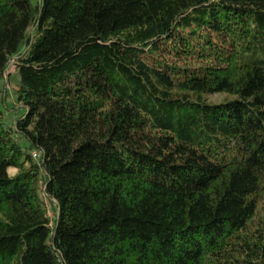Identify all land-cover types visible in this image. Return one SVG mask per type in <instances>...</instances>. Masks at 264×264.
Returning a JSON list of instances; mask_svg holds the SVG:
<instances>
[{"label":"trees","instance_id":"obj_1","mask_svg":"<svg viewBox=\"0 0 264 264\" xmlns=\"http://www.w3.org/2000/svg\"><path fill=\"white\" fill-rule=\"evenodd\" d=\"M13 58L0 264H264V0H0Z\"/></svg>","mask_w":264,"mask_h":264},{"label":"rangeland","instance_id":"obj_2","mask_svg":"<svg viewBox=\"0 0 264 264\" xmlns=\"http://www.w3.org/2000/svg\"><path fill=\"white\" fill-rule=\"evenodd\" d=\"M18 83V76L15 71V58L9 61V65L4 72L2 86L4 97H2L3 103L1 109L4 111L2 125L4 127H10L13 125L16 118L20 117L24 113V108L16 102L15 89ZM227 98L224 94H214L208 97V101L211 103H218ZM17 142L25 148L27 142L23 138L17 139ZM38 156L35 157L37 160ZM10 172H13L12 170ZM41 184V183H40ZM42 187V184L40 185ZM50 208V207H49ZM50 210V209H49ZM49 217H52V211L48 212Z\"/></svg>","mask_w":264,"mask_h":264},{"label":"built area","instance_id":"obj_3","mask_svg":"<svg viewBox=\"0 0 264 264\" xmlns=\"http://www.w3.org/2000/svg\"><path fill=\"white\" fill-rule=\"evenodd\" d=\"M38 155H36V154H33V158H35V157H37Z\"/></svg>","mask_w":264,"mask_h":264}]
</instances>
